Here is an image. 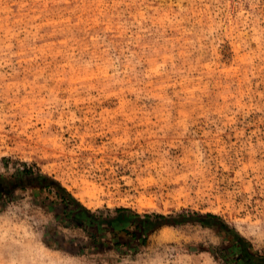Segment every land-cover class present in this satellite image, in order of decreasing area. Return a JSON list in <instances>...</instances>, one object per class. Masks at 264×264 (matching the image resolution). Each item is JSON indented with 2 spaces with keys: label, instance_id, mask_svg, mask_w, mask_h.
I'll return each instance as SVG.
<instances>
[{
  "label": "rangeland",
  "instance_id": "obj_1",
  "mask_svg": "<svg viewBox=\"0 0 264 264\" xmlns=\"http://www.w3.org/2000/svg\"><path fill=\"white\" fill-rule=\"evenodd\" d=\"M25 166L95 212L219 215L264 254V0H0V176ZM52 201L0 200V264H221L224 230L97 242Z\"/></svg>",
  "mask_w": 264,
  "mask_h": 264
},
{
  "label": "trees",
  "instance_id": "obj_2",
  "mask_svg": "<svg viewBox=\"0 0 264 264\" xmlns=\"http://www.w3.org/2000/svg\"><path fill=\"white\" fill-rule=\"evenodd\" d=\"M28 187L49 189L59 200V203L51 202L56 216H62L73 227L91 233L97 242L103 240L109 243V235L119 236L125 233L141 238L143 243L151 234L166 226L194 222L225 231V242L218 251L221 264H264V254L255 252L249 240L234 230L221 216L213 213L164 215L139 213L126 207L108 211L106 214L95 212L78 201L58 180L32 166H25L23 171L11 178L0 176V200L13 198L18 189Z\"/></svg>",
  "mask_w": 264,
  "mask_h": 264
}]
</instances>
